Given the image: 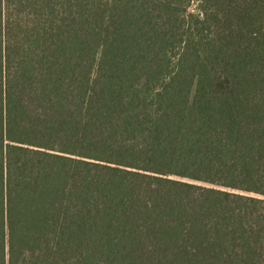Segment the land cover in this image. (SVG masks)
<instances>
[{"label":"trees","instance_id":"obj_1","mask_svg":"<svg viewBox=\"0 0 264 264\" xmlns=\"http://www.w3.org/2000/svg\"><path fill=\"white\" fill-rule=\"evenodd\" d=\"M0 264H264V0H0Z\"/></svg>","mask_w":264,"mask_h":264}]
</instances>
